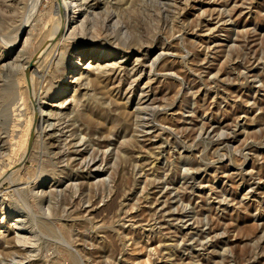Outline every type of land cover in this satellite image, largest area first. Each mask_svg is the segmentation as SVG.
Masks as SVG:
<instances>
[{
  "label": "rangeland",
  "instance_id": "obj_1",
  "mask_svg": "<svg viewBox=\"0 0 264 264\" xmlns=\"http://www.w3.org/2000/svg\"><path fill=\"white\" fill-rule=\"evenodd\" d=\"M32 1L0 0V264H264V0H89L20 162Z\"/></svg>",
  "mask_w": 264,
  "mask_h": 264
},
{
  "label": "bare ground",
  "instance_id": "obj_2",
  "mask_svg": "<svg viewBox=\"0 0 264 264\" xmlns=\"http://www.w3.org/2000/svg\"><path fill=\"white\" fill-rule=\"evenodd\" d=\"M36 3H38V1L40 0H34L31 3V7L33 8V5ZM128 1V0H127ZM107 3V2H105ZM95 3H90L89 0H53L51 3L52 8H54L55 13L57 15V23L56 25H54V29L51 33V36L47 39V41L45 43H43L41 46V49H39L37 51V53H35V56H33V58H31L32 60L29 61V63L24 66V70L26 75H28L27 78V82L29 84V88H31V92H29V102L32 105L33 108V113H32V117L31 119L28 121V123L26 124V126L23 128L21 136L19 137V139L16 141V146H14L13 148V152H16V150L20 147H22V154L20 155V159L19 161L22 162L25 158V154H27L28 149L30 148V143L32 141V137L36 132H42L45 129V125H46V116L44 115V110L42 108V105L40 103V98H38L35 93H34V86H33V79L32 76L30 74V67L32 65H39L41 57H44V53H48L50 50H52L53 52H55V49L57 48L58 45H61L62 42H64L66 39H68V37H70V26L73 22L78 21V18L84 13L83 18L80 19V29H84L85 27V22L88 21V15H90L91 13H89L87 10L90 8L92 9L93 5ZM110 4V3H109ZM36 6V4L34 5ZM35 9V7L33 8ZM32 10V9H31ZM53 10V9H52ZM93 10V9H92ZM34 11V10H32ZM28 12V11H27ZM54 12V11H53ZM89 13V14H88ZM98 15V14H97ZM29 16V15H28ZM96 16V15H95ZM90 17V16H89ZM91 20V18H90ZM92 21V20H91ZM28 23L27 21L24 22V25ZM91 23V22H90ZM77 24V23H76ZM23 25V24H22ZM90 25V24H89ZM75 27V26H74ZM21 28V27H20ZM22 29V28H21ZM73 31V29H72ZM211 31V30H210ZM18 33L16 34L15 37V41H13L14 43L16 42L17 38H18ZM67 37V38H66ZM100 37V36H99ZM15 45H12L11 47H14ZM58 49V48H57ZM56 49V50H57ZM51 51V52H52ZM171 51V50H170ZM54 54V53H53ZM47 56V55H46ZM153 56V55H152ZM156 56V55H155ZM154 56V57H155ZM46 58V57H45ZM138 59V58H137ZM40 60V61H39ZM80 62V61H79ZM145 62V59H144ZM39 63V64H38ZM50 64V63H49ZM150 65V64H149ZM37 67V66H36ZM40 67V66H39ZM119 68V67H118ZM151 68V67H150ZM38 69V68H36ZM33 71V70H32ZM151 71V70H150ZM41 72V71H40ZM46 73V72H45ZM99 74V71H98ZM40 75V74H39ZM102 77V76H101ZM133 77V76H132ZM128 88V87H127ZM59 90V89H58ZM14 111V110H13ZM19 111V110H18ZM49 113V112H48ZM61 125V124H60ZM46 130V129H45ZM43 134V133H42ZM42 137V136H41ZM15 139V138H14ZM12 143V142H11ZM13 146V145H12ZM24 147V148H23ZM6 151V150H5ZM31 151V150H30ZM19 152V151H18ZM11 155V154H9ZM27 157V156H26ZM11 158V157H10ZM91 159V158H90ZM26 160V159H25ZM7 161V160H6ZM10 163V162H9ZM69 163V162H68ZM17 165V164H15ZM10 166V165H8ZM12 167V166H11ZM10 169V167H8V170ZM3 172L0 175V182L1 181V177H3V174L5 173L6 170H2ZM11 175V174H10ZM12 183V182H11ZM19 188V187H18ZM2 197H1V192H0V205L2 204ZM49 202V201H48ZM3 217V216H2ZM18 220V219H17ZM21 224V223H20ZM3 232V231H2ZM22 238V237H21ZM20 238V239H21ZM11 243V242H10ZM14 259V258H13Z\"/></svg>",
  "mask_w": 264,
  "mask_h": 264
}]
</instances>
